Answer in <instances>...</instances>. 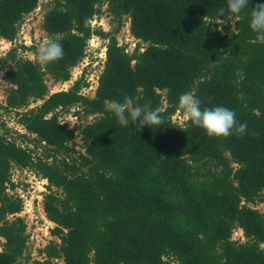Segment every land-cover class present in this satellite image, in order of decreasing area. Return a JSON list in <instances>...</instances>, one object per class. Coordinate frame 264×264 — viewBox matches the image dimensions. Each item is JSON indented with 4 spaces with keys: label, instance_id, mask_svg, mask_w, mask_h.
<instances>
[{
    "label": "trees",
    "instance_id": "1",
    "mask_svg": "<svg viewBox=\"0 0 264 264\" xmlns=\"http://www.w3.org/2000/svg\"><path fill=\"white\" fill-rule=\"evenodd\" d=\"M103 2L109 31L90 26ZM260 3L221 15L227 0H50L40 29L45 41L63 44L64 56L45 67L18 56L33 46L15 45L37 0H0V39L13 45L0 56L3 109L41 147L36 153L0 128V264H264V213L249 206L264 207V43L249 27ZM123 16L136 41L129 52L115 38ZM93 35L106 41L93 96L80 93L83 76L48 93L45 81H68ZM189 91L201 109L233 110L246 132L209 138L172 122ZM126 96H139L145 111L160 107L165 122L140 132L120 126L106 103ZM28 99L40 103L26 109ZM71 108L92 121L60 123L57 113ZM77 134L83 152L69 146ZM13 167L47 182L42 210L58 242L38 250L40 260L26 252L23 220L8 218L21 207L6 192ZM236 229L243 242L231 239Z\"/></svg>",
    "mask_w": 264,
    "mask_h": 264
},
{
    "label": "rangeland",
    "instance_id": "2",
    "mask_svg": "<svg viewBox=\"0 0 264 264\" xmlns=\"http://www.w3.org/2000/svg\"><path fill=\"white\" fill-rule=\"evenodd\" d=\"M50 0H37L36 8L31 11L30 13L24 15L22 17L20 27H18V32L15 39V45H23L26 47L33 46V50H23V51H17L18 56H21V58L33 60L37 53L39 46L42 45L44 40V33L40 29L41 24V18L42 13L44 9L46 8L47 3ZM106 3L103 2L102 5L99 8V14L96 15L93 19L90 20V26L91 28H100L102 31H109V20L110 17L106 13ZM123 22L122 25L118 31V33L115 34L116 41L118 45H125V49L129 52L130 49H132L136 43L135 40L131 38V36L128 33V19L123 16L122 17ZM231 23H226L224 26L230 27ZM21 28V30H20ZM221 31L229 33L231 30L229 29H223L222 27L219 28ZM25 37V43H23ZM29 40V43L28 41ZM105 44L106 41L103 39H100L97 36H91V38L87 41V48L85 49V54L80 62L76 64L71 70H70V79L68 81L62 82V83H51L50 80H46L45 84L48 89V93L58 92V91H65L70 87L71 82L78 79L80 76H83L84 82H86V86L82 89L83 96H86L88 98H91L94 93V81H95V75L99 74L101 69V65L103 63V53L105 51ZM13 45H8L6 41L0 39V56H3ZM143 47L144 45H140ZM4 67H0V128H2L4 135L8 137L9 139H13L16 143H22V145L27 144L28 147L30 146H37L38 149L36 153H40L41 147L39 144H37V141L34 138L33 135H29L25 133V130L18 124L17 122V116L14 111H6L3 109L4 102H5V89L6 85L3 82V72ZM97 83V82H96ZM40 102L39 100H32L28 99L26 109L32 108L35 105H38ZM22 111L18 110V112ZM77 111L75 108H71L67 111H60L57 113V117L62 122H68L69 125H85L92 121L93 117H85L82 114H79L78 116H74L73 112ZM175 123L181 122V118L173 117L172 118ZM1 133V130H0ZM25 135L24 138H20L19 136ZM69 146L72 147L74 150L83 152L84 148V135L77 134L74 139H72L69 142ZM57 159L62 158L60 154L56 155ZM68 159V158H67ZM32 175L23 172V171H14L11 170L10 172V178H14L17 181V187L18 189L22 190L24 193H26V196L29 198L31 195L37 194L36 185L40 179L37 176H35L36 179H33L31 177ZM34 191V192H33ZM46 192V189H45ZM44 192V193H45ZM8 194L14 197L15 192L13 190H9ZM31 194V195H30ZM15 198V197H14ZM42 201V196H41ZM250 207H253L257 209L260 213H264V207L262 204H250ZM35 215L37 216L36 220H32V223H30L31 220H26L27 222L25 224V234L27 235V240L30 239V236H32V239L30 240V243L32 246L30 248L26 247V252L29 253L31 259L40 260L41 256L38 255L37 251L43 248L49 241L58 242V240L51 236L48 232V234H44V228L47 226L42 219L41 216L35 212ZM26 218V216H24ZM11 219L10 217H8ZM51 223V222H50ZM53 224H51L52 227ZM50 230V229H49ZM48 230V231H49ZM29 231V233H27ZM33 232V234H30ZM231 239L238 242H243L244 239L241 235V231L236 229L233 230ZM2 239L0 238V245L2 243ZM27 242V241H26ZM38 245L34 247V245ZM31 247L35 248L34 252L32 251ZM1 250V247H0ZM167 262H170V259L164 258ZM52 264H62V261L59 259L51 260ZM171 263V262H170ZM29 264V263H28Z\"/></svg>",
    "mask_w": 264,
    "mask_h": 264
},
{
    "label": "clouds",
    "instance_id": "3",
    "mask_svg": "<svg viewBox=\"0 0 264 264\" xmlns=\"http://www.w3.org/2000/svg\"><path fill=\"white\" fill-rule=\"evenodd\" d=\"M249 0H227L226 9L221 8L220 14L225 11L232 15H238L242 9L247 7ZM250 29L256 33V41L264 43V3L256 4L250 13ZM64 46L58 40L48 39L39 46L35 57L36 63L48 66L50 63L63 59ZM170 91L165 87L163 94ZM140 97H124L123 101L112 100L106 103V111L111 112L118 124L129 128L135 125V131L140 132L145 126L149 128H160L164 121L162 109L157 107L145 111L139 103ZM178 107L182 111L184 119L191 126L202 129L209 138H226L233 134H244L247 130L246 123L237 126L236 114L233 110L223 106L201 109V101L191 91L182 94L178 100Z\"/></svg>",
    "mask_w": 264,
    "mask_h": 264
},
{
    "label": "built area",
    "instance_id": "4",
    "mask_svg": "<svg viewBox=\"0 0 264 264\" xmlns=\"http://www.w3.org/2000/svg\"><path fill=\"white\" fill-rule=\"evenodd\" d=\"M18 27H20V24L18 25ZM20 30H21V28H20ZM27 41L29 43V40H27ZM23 43H25V37H24ZM7 44L10 45L9 42H7ZM86 48H87V46H86ZM103 56H104V53H103ZM100 69H101V67H100ZM98 75L99 74L95 75L94 89L96 88V84H97L96 82H97ZM71 84H72V82H71ZM85 84H87V83L85 82ZM82 89L80 91H82ZM80 93L82 94L83 92H80ZM174 116L177 117V118H181V122L177 123L179 125L182 124L183 121H185L183 114L181 115L178 111H176L174 113V115L171 117V121L172 122H174V120L172 119ZM58 120H59V118H58ZM59 121H60V123H64L65 122V121L62 122L61 120H59ZM11 170H14V171L19 170V171L27 172V173L32 175L31 177L33 179H36L35 176H37V175H35L34 172H32V171H30L28 169H18L16 167H13ZM37 177L40 178L39 176H37ZM10 182L13 184V189L12 190L15 192L14 197L20 200L21 207H20L19 212L15 213L13 215H10L9 217L10 218L18 217V218L22 219L24 223H26L27 222L26 220L28 219V220H31L30 223H32V220H36V218H37V216L35 215V212H37L41 216L42 221L45 224H47V226L44 228V231H45L44 234H48V232H49L48 230L51 229L53 227V225L51 227L52 223H50L45 218L43 210H42V204H41V196L44 194L45 189H46V185H47L46 180L45 179H40V181L36 184V185H38V186H36L37 194H35V195H31L30 194L31 196L29 198L26 196L27 192L24 193L22 190L18 189L17 181L14 178H10ZM8 191H9V189H6L7 193H8ZM24 216H26V218ZM27 233H29V231H27ZM30 234H33V232H31ZM31 239H32V236H30V239H28L27 242H26V246L28 248H30V246H32V244L30 243ZM36 246H38V245L37 244L34 245V247H36ZM31 249H32L33 252L35 251L34 250L35 248L31 247Z\"/></svg>",
    "mask_w": 264,
    "mask_h": 264
},
{
    "label": "crops",
    "instance_id": "5",
    "mask_svg": "<svg viewBox=\"0 0 264 264\" xmlns=\"http://www.w3.org/2000/svg\"><path fill=\"white\" fill-rule=\"evenodd\" d=\"M25 245H26V243H25ZM27 247V246H26Z\"/></svg>",
    "mask_w": 264,
    "mask_h": 264
}]
</instances>
